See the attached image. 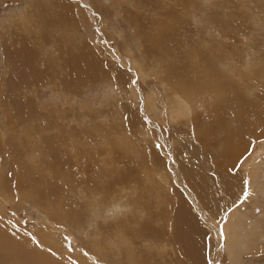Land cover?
Masks as SVG:
<instances>
[{
  "label": "rangeland",
  "instance_id": "rangeland-1",
  "mask_svg": "<svg viewBox=\"0 0 264 264\" xmlns=\"http://www.w3.org/2000/svg\"><path fill=\"white\" fill-rule=\"evenodd\" d=\"M263 163L264 0H0V264H264Z\"/></svg>",
  "mask_w": 264,
  "mask_h": 264
},
{
  "label": "bare ground",
  "instance_id": "bare-ground-1",
  "mask_svg": "<svg viewBox=\"0 0 264 264\" xmlns=\"http://www.w3.org/2000/svg\"><path fill=\"white\" fill-rule=\"evenodd\" d=\"M163 26V25H162ZM166 29V28H165ZM161 32V31H160ZM163 32V31H162ZM187 72V71H186ZM179 78V77H178ZM207 78V77H206ZM184 79V78H183ZM188 80V79H187ZM177 85H179V84H177ZM207 85V84H206ZM201 87V86H200ZM199 87V88H200ZM179 88V87H178ZM181 89H183L182 87H180ZM180 88L178 89V90H180ZM202 89V88H201ZM203 90V89H202ZM205 91V90H204ZM204 91H203V93H204ZM184 93V92H183ZM208 93V92H207ZM181 94V93H180ZM184 94H186V93H184ZM176 95V94H175ZM182 95V94H181ZM186 96H188V95H186ZM212 96H213V94H212ZM175 97V96H174ZM201 97H204V98H206V99H208L210 96L209 95H207V94H201ZM216 96L214 95V97H213V100H212V103H210V107L211 108H209V111H210V113L212 114V115H214L215 117H217V119L216 120H214V130L212 131L211 129L209 130L210 131V133H212V135L213 136H215V137H220V140L218 141V142H214L213 141V139H212V141L214 142V145L213 146H215V145H220V149L221 150H223V151H225V153L227 154L228 152V154H227V156L228 157H231L230 159L232 160V158L233 157H235L236 155H237V153L239 152V150H240V143H239V141L237 140V137H235V136H238V135H234L233 133H226V136L225 137H223V136H220V135H222L221 134V131L223 130V129H225V126H224V128H222L223 127V124H222V122L220 121L221 119H219L218 118V116H219V113H220V99L219 98H215ZM185 98V97H184ZM222 98V97H221ZM176 99H177V97H176ZM175 99V100H176ZM178 100V99H177ZM189 104H190V102H188ZM223 103H225V104H228L229 103V101H226V102H223ZM181 104V103H180ZM186 104V103H185ZM203 104V103H202ZM186 106H188V105H186ZM181 108L183 107V106H180ZM188 107H190V105L188 106ZM181 108H175L176 109V113L179 115L180 113H182L183 114V110L181 109ZM173 109V108H172ZM174 109V110H175ZM208 109V108H207ZM225 111H226V109H225ZM228 111V110H227ZM230 111V110H229ZM233 112V111H232ZM231 113V112H230ZM233 114V113H232ZM177 115V116H178ZM223 115V114H222ZM228 116H229V114H227ZM226 115V116H227ZM230 116H232V115H230ZM230 116H229V118H230ZM235 116V115H234ZM224 117V116H223ZM222 117V118H223ZM225 118H227V117H225ZM228 119V118H227ZM244 119V118H243ZM241 119H239V121H240ZM223 121V120H222ZM224 121L226 122V123H228L225 119H224ZM244 121H245V119H244ZM201 122V120H198L197 121V124L198 123H200ZM225 123V125H227ZM222 124V125H221ZM222 127H221V126ZM213 126V125H212ZM219 127H221L222 129H221V131L219 130L220 128ZM208 131V132H209ZM199 132V134H206L207 133V130L206 131H198ZM224 132V134H225V131H223ZM228 134V135H227ZM204 136V135H203ZM208 138H213V137H211L210 136V134H209V136H208ZM207 138V139H208ZM239 138V137H238ZM206 138H204V143L206 142V140H205ZM214 140H216V139H214ZM203 143V144H204ZM205 145H207L206 143H205ZM212 147V146H211ZM222 151V152H223ZM113 153V152H112ZM225 154V155H226ZM224 155V154H223ZM84 158V157H83ZM119 158H117V160H118ZM85 160H87V159H85ZM84 160V161H85ZM82 161V160H81ZM84 161H83V163H84ZM80 162V161H79ZM85 163H87L86 161H85ZM264 164V163H263ZM261 165V176L260 177H262V180L264 181V165ZM78 165H79V163H78ZM84 166H85V164H83ZM74 166H76V164L74 165ZM88 166V165H87ZM77 167V166H76ZM260 167V166H259ZM78 168H79V166H78ZM90 168H91V166H90ZM80 169V168H79ZM86 169V168H85ZM92 169V168H91ZM87 170V169H86ZM85 171V170H84ZM89 171V170H88ZM73 172V171H72ZM55 174H57L58 176L60 175V177L62 176V178H64L65 180H67V181H72V180H74V178H75V175H73L74 174V172H73V174L71 173V172H69L68 171V174H66V173H60V172H58V173H55ZM54 174V175H55ZM178 175V174H177ZM180 176V175H179ZM34 177V176H33ZM32 177V178H33ZM36 178V180H37V177H35ZM178 178H180V177H178ZM22 179V178H21ZM30 179H31V177H30ZM34 179V178H33ZM40 179V178H39ZM24 180V179H23ZM29 180V179H28ZM175 180H177V178L175 179ZM182 180V179H181ZM38 183H39V181H35V180H29V181H27L26 182V184L24 185V189H23V191H24V193H31V194H34V195H38L39 193H41V190H40V186L38 185ZM44 183V182H43ZM177 184H179L183 189H184V191L186 192V194H188V198L194 203L193 205V207H195L196 208V210H198L199 211V217L201 216V218H202V220L205 222V224L206 225H208L214 232H213V234L212 235H214V241H215V249H214V252H213V257H212V261L213 262H215L216 260H217V255H219V251H221V247L220 246H222L221 245V238H222V240H223V237L225 238L226 236L228 237V235H227V233H226V230H225V228L224 229H219V228H214V225H213V223H212V220H211V218L203 211V209L200 207V205L198 204V203H196L195 202V197H193V195H191L189 192H188V190L184 187V185H183V183H180V181H177ZM263 185H264V183H263ZM17 186H18V190H19V188L20 187H22L21 185H19V183L17 184ZM179 186V187H180ZM42 187V186H41ZM42 190H43V188H42ZM263 190L264 189H262V192H263ZM43 192V191H42ZM187 196V195H186ZM163 197V196H162ZM164 199V198H163ZM165 200V201H164ZM164 200H162V201H164V202H162L161 204H162V210H163V212L164 213H170V209H169V207H171V205H170V201L165 197V199ZM131 204V203H130ZM173 207V206H172ZM171 207V208H172ZM172 211V210H171ZM163 217V216H162ZM263 218H261V219H257L256 220V226H259L260 225V223H264V216H262ZM157 218H155V220H156ZM158 219H159V216H158ZM152 220H154V219H152ZM162 220H164V219H162ZM251 225V224H250ZM262 229H264V228H262ZM252 231V230H251ZM122 232H123V230H122ZM127 232V231H126ZM155 234V233H154ZM242 234V233H241ZM240 234V235H241ZM245 234V233H244ZM246 235V234H245ZM245 235H244V237H245ZM243 236V235H242ZM241 236V237H242ZM248 236H250V235H248ZM226 237V238H227ZM231 237V236H230ZM230 237H228L229 238V240H230ZM13 237H9V236H7V235H5V234H3L1 231H0V242H2L3 244H4V246L6 247V248H8V250H10V255H12V252H14V251H16L18 248L19 249H22V250H24L25 248V246H26V248H27V245L25 244V246H24V244H21V242L19 243L18 241H16V240H14V239H12ZM233 238V237H232ZM236 238H238V235H237V237ZM21 240V239H20ZM234 240V239H233ZM247 240V239H246ZM249 240V239H248ZM231 241V240H230ZM236 241V240H235ZM245 241V240H244ZM244 241H242L241 240V242H240V245L238 246L240 249H242V248H244L245 247V243H244ZM239 242V241H238ZM247 242V241H246ZM255 242V241H254ZM24 243V242H23ZM248 243V242H247ZM256 243H258V244H260L261 243V245H263L264 246V230H261V232H260V235H259V237H258V239L256 240ZM250 244V243H249ZM234 245H235V243H234ZM238 245V244H237ZM233 247V246H232ZM262 247V246H261ZM2 249H3V247H1ZM30 249V248H29ZM4 250V249H3ZM21 250V251H22ZM227 250H228V253H229V248H227ZM16 254V253H15ZM245 254H248L247 252H246V250L245 249H242V251L240 250V252H239V258H241L242 256H244ZM257 254V253H256ZM253 255V254H252ZM252 255H250L249 256V258H250V260L252 259ZM23 256V255H22ZM248 256V255H247ZM139 257L140 256H138V257H136V260H135V264H141V261H140V259H139ZM255 257V256H254ZM258 257H259V255H258ZM15 258H17V256H15ZM19 258H20V256H19ZM32 258H33V256H32ZM56 257L54 256V255H52V254H49L48 253V251H46V250H41L40 251V253H36V251H35V260H33V261H35V263L34 264H52V263H54V260H56L55 259ZM262 258V257H261ZM8 259H10V257L8 258ZM23 260H24V257L22 258ZM246 259H247V257H246ZM243 260V259H242ZM241 260V261H242ZM18 260H16V261H14V262H10V263H7V264H24V261H23V263L22 262H17ZM59 261H61L62 262V260H59ZM58 261V262H59ZM256 262V261H255ZM4 263V262H3ZM237 263H239V262H237ZM243 263V262H242ZM5 264V263H4ZM27 264V263H26ZM60 264H62V263H60ZM64 264V263H63ZM181 264H185L183 261H181Z\"/></svg>",
  "mask_w": 264,
  "mask_h": 264
},
{
  "label": "snow or ice",
  "instance_id": "snow-or-ice-1",
  "mask_svg": "<svg viewBox=\"0 0 264 264\" xmlns=\"http://www.w3.org/2000/svg\"><path fill=\"white\" fill-rule=\"evenodd\" d=\"M133 83H135V81H133ZM209 211H211V209L209 208Z\"/></svg>",
  "mask_w": 264,
  "mask_h": 264
}]
</instances>
